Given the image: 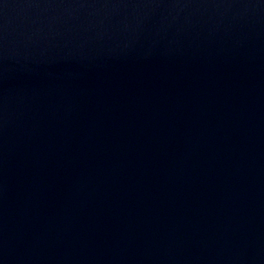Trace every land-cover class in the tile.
<instances>
[{"label": "water", "instance_id": "obj_1", "mask_svg": "<svg viewBox=\"0 0 264 264\" xmlns=\"http://www.w3.org/2000/svg\"><path fill=\"white\" fill-rule=\"evenodd\" d=\"M0 264H264V0H0Z\"/></svg>", "mask_w": 264, "mask_h": 264}]
</instances>
